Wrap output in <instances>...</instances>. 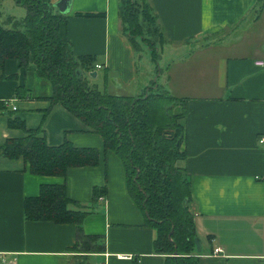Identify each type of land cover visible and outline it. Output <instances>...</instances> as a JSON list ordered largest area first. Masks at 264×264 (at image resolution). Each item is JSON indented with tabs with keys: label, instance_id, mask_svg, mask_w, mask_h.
Wrapping results in <instances>:
<instances>
[{
	"label": "crops",
	"instance_id": "1",
	"mask_svg": "<svg viewBox=\"0 0 264 264\" xmlns=\"http://www.w3.org/2000/svg\"><path fill=\"white\" fill-rule=\"evenodd\" d=\"M149 2L173 55L161 70L162 88L181 100L176 112L185 113L186 156L178 164L191 182L190 209L202 244L196 255L200 264H264V67L258 64L264 60V7L258 0ZM122 3L72 0L68 33L74 54L95 56L96 81L107 73V91L137 96L154 81L161 86L125 32ZM14 4L0 0L1 22L26 16L7 15L5 5L9 12ZM4 74L13 77L0 78V145L26 135L9 125L12 115L27 128L42 126L50 145L69 140L96 147L101 159L61 176L35 174L23 157L0 155V264H166L167 254L155 249L157 229L128 192L124 163L104 150L102 135L62 103L51 107L52 83L33 64L28 69L9 59ZM18 87L29 93L18 95ZM44 183L66 184L69 196L90 211L83 230L101 237L100 250L78 245L76 223L26 217L25 199ZM95 188L106 202L95 198ZM218 246L223 251L214 254Z\"/></svg>",
	"mask_w": 264,
	"mask_h": 264
},
{
	"label": "trees",
	"instance_id": "2",
	"mask_svg": "<svg viewBox=\"0 0 264 264\" xmlns=\"http://www.w3.org/2000/svg\"><path fill=\"white\" fill-rule=\"evenodd\" d=\"M16 2L26 7L27 14L22 19L9 16L0 21V78L13 77L4 74L9 59L18 60L28 69L33 64L37 73L52 83L51 107L62 103L102 135L106 152L113 151L122 159L128 192L148 224L157 229L155 249L167 254L166 264H200L195 252L198 235L190 209L191 182L178 164L186 156L182 148L185 113L183 108L175 110L181 100L160 88L157 81L141 95L110 93L105 87L107 73L102 82L90 74L95 70V56L74 54L66 14L56 12L51 0ZM257 6L264 7V0H258ZM148 10L155 23L152 28L145 24ZM121 18L136 49L140 38L157 60V43L164 41V35L149 0H123ZM17 89L18 95L22 96L23 90L29 93L23 87ZM9 125L24 129L26 135L9 138L0 145V155L23 157L35 174L65 176L70 167L100 162L99 148L76 146L69 140L50 145L42 126L27 128L20 117L10 115ZM99 192L95 188V198ZM71 205L78 207L72 209ZM80 207L69 196L67 185L58 183L42 184L40 193L24 202L28 219L76 223L78 245L86 251L100 250L101 237L86 235L83 230V220L90 211Z\"/></svg>",
	"mask_w": 264,
	"mask_h": 264
},
{
	"label": "rangeland",
	"instance_id": "3",
	"mask_svg": "<svg viewBox=\"0 0 264 264\" xmlns=\"http://www.w3.org/2000/svg\"><path fill=\"white\" fill-rule=\"evenodd\" d=\"M11 6H12V8L9 9V12H8V10L6 9V5H5V11L7 12V15L12 14V13H14V14L15 13H24L23 15L24 16L26 15V8L23 5L14 4ZM15 15H17V14H15ZM146 15L147 16L145 18V24H148V26H150L151 28H152V26L155 27V23H153V21H152V15L149 12V10H148V13ZM154 37H156V36H154ZM155 43H157V42H155ZM157 44L159 47H161V49L158 52V58H157L158 61H155L152 58L151 51L148 48V46L145 45L140 38H137V40H136V45L138 47L137 52H138L139 60H142L145 63L148 62L149 64H152V68L154 69V79L157 78L158 83H160V86L162 88V84L164 82V73L161 74V70H162V72L166 71L167 64L172 61L173 55L171 53H169V48L167 47L168 43L165 46H164L163 42H159ZM163 46H164V48H163ZM102 71H104V68L102 69ZM180 110L181 109H179L178 111H180Z\"/></svg>",
	"mask_w": 264,
	"mask_h": 264
},
{
	"label": "water",
	"instance_id": "4",
	"mask_svg": "<svg viewBox=\"0 0 264 264\" xmlns=\"http://www.w3.org/2000/svg\"><path fill=\"white\" fill-rule=\"evenodd\" d=\"M71 2L72 0H59L58 2H56L54 4V6L56 8H58L60 13L66 14L70 11L71 8ZM91 76H97L98 72L96 70H93L90 72ZM171 235V234H170ZM196 243H197V251L201 252L202 250V244L200 242V240L198 238H196ZM174 255H178L177 253H175Z\"/></svg>",
	"mask_w": 264,
	"mask_h": 264
},
{
	"label": "built area",
	"instance_id": "5",
	"mask_svg": "<svg viewBox=\"0 0 264 264\" xmlns=\"http://www.w3.org/2000/svg\"><path fill=\"white\" fill-rule=\"evenodd\" d=\"M258 64L260 65V66H262V67H264V60L262 61H258ZM96 68H101L102 67V65H100V64H96V66H95ZM8 100H6V102H7ZM16 106L15 105H13L12 106V109L13 110H16ZM260 142L261 143H264V136H262L261 138H260ZM99 200H101V201H103V202H106L107 201V198H106V196H104V195H101V196H99ZM221 251H223V249L220 247V246H218V247H215L214 248V254H218V253H220ZM125 257H130V256H128V255H124ZM0 260L1 261H5V259L2 257V256H0ZM104 264V263H103Z\"/></svg>",
	"mask_w": 264,
	"mask_h": 264
}]
</instances>
